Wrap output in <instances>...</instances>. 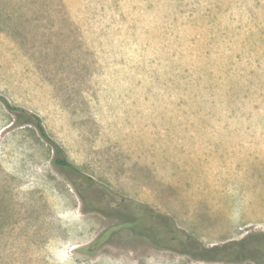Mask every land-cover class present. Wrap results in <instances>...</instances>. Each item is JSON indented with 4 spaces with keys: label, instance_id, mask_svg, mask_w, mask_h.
Returning <instances> with one entry per match:
<instances>
[{
    "label": "rangeland",
    "instance_id": "rangeland-1",
    "mask_svg": "<svg viewBox=\"0 0 264 264\" xmlns=\"http://www.w3.org/2000/svg\"><path fill=\"white\" fill-rule=\"evenodd\" d=\"M138 205L264 254V0H0V264H257L84 251Z\"/></svg>",
    "mask_w": 264,
    "mask_h": 264
},
{
    "label": "trees",
    "instance_id": "trees-1",
    "mask_svg": "<svg viewBox=\"0 0 264 264\" xmlns=\"http://www.w3.org/2000/svg\"><path fill=\"white\" fill-rule=\"evenodd\" d=\"M2 102L6 109L16 114L19 125L30 124L37 129L41 138L49 144L53 151V165L80 174V171L67 160L64 150L46 134L38 116L27 114L22 109L11 106L5 100H2ZM85 180L91 184L90 179L85 178ZM79 194L85 200L82 193ZM129 208H127L128 211L118 212V223L102 232L100 236L85 247L84 251L88 254L95 253L104 244L103 241L107 236L113 231L125 227L133 234L147 239L156 247L167 248L195 260L226 263L251 260L257 264H264V254L258 255L259 253L252 247V241L254 240L252 235H247L239 241H231L220 246L205 247L178 229L170 219L153 213L148 207L138 205L136 214L131 212V207Z\"/></svg>",
    "mask_w": 264,
    "mask_h": 264
}]
</instances>
